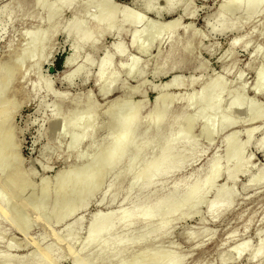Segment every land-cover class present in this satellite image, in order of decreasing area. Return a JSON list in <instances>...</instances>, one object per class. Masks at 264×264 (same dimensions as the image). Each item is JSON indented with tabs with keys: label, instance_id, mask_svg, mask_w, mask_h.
<instances>
[{
	"label": "rangeland",
	"instance_id": "rangeland-1",
	"mask_svg": "<svg viewBox=\"0 0 264 264\" xmlns=\"http://www.w3.org/2000/svg\"><path fill=\"white\" fill-rule=\"evenodd\" d=\"M7 1L9 0H0V6ZM33 1L24 0L25 9L33 10L35 16L39 13L38 15L42 17L43 8H35ZM96 1L76 0L75 5L81 8L79 16L82 19H95V13L89 10L88 6L91 4L96 6ZM149 1L152 4H149ZM52 2L53 0H47L45 2L48 4L46 7L50 8ZM244 2L246 0H241V6ZM221 4L222 0H134L133 2L130 0H111L107 9H117L119 18L107 22V27L110 29H106V34L99 39L98 47L93 55L85 60L88 53V47L85 46L78 60L65 69H63V60L69 53L70 47L62 31L70 18V12L63 11L61 13L58 21H56L57 32L54 34L55 36L51 37L47 48L41 50L39 56L37 53L35 54L31 72L22 78L21 73L27 66L24 65L21 71L17 70L5 95L11 100L10 108H13L14 111L12 139L22 161L21 168L31 174H29L31 186L25 193L26 195L24 194L21 199L18 198L17 202L20 204L16 202L11 212H5L4 216L7 219L4 220L0 216L2 220L1 238L4 237V240L0 241V252L10 255L12 259H31L32 262H35L43 256V247L54 243V239L61 236L72 225L73 229L77 226L80 227L78 242L76 241L71 245L73 253L77 250L79 242L87 235L89 221H95L101 214L113 215L119 206L118 200L108 201L101 195L104 186L111 181L109 172L113 164H109L106 177L96 178L92 182V186L102 187L101 190L87 200L79 201L76 207L77 211L72 216H66L60 223H56L53 218L44 220V217H48L51 211V202L42 205L37 213L30 212V206L35 203L37 198L33 194H36L40 184L43 183L48 185L50 189H54L60 174L83 163V157L86 156L94 142L103 139L108 131L109 123L106 122L103 132L94 134L86 142L79 144L75 149V159L66 160L70 136V123L68 121L72 122L70 111L73 104H84L88 100L101 106L117 98L120 95L122 85H126L129 89L138 87L139 92L144 93L145 97V103H143L140 114L147 117L150 104L156 96L155 88L160 87L170 78H175V81L183 83V86L187 85V81L197 80L190 88L182 87L179 89L174 85L163 87L162 92L176 97L183 96L193 90L196 91L202 83L217 78L221 82L223 81L222 83L226 84V87L222 90L220 101L216 107L212 110L203 111L194 117L195 125L190 137L196 138L198 142L191 151L193 158L184 161L176 170L172 171L169 179H167L168 182L164 183L163 191H167L174 182L183 178H189L194 174L197 176L204 175L208 170V167L204 166L205 161H210L216 154L220 159L221 170H225L228 168L226 158L230 150L225 149L223 139L229 136L230 142L240 141L244 143L246 140L245 131L249 127L258 129L253 133L249 143L244 145L239 155L244 168L233 183L234 186L226 183L223 175L217 176L211 189L198 202H192L194 212L186 219L178 221V217L172 223L170 235L168 234L164 238L162 244L160 243L162 246L159 244V248L162 251L171 250L183 258L180 264H261L260 261L250 262L247 259V253L236 260L228 252V248L237 242L255 246L257 231L261 230V233H264V220L261 217L264 214V181L257 184H249L248 182L249 178L264 167L262 150H258L256 146V142L264 132V86L256 89L257 73L261 71L264 74V8L257 10L252 7L251 12L253 13L249 15L242 14L240 12L242 8H240L237 14L232 15L235 27L231 30H222L214 18L216 10ZM115 6L119 8H115ZM129 9L134 11L135 16L142 17V23L134 22L129 27L124 23L122 18ZM13 10L14 7H9L6 12H13ZM227 10L232 11L228 8ZM257 11L260 12L254 13ZM4 13V11L0 13V65L1 63L9 65L18 53L22 40L27 36L28 31L35 27H39V31L43 30L46 24L43 20L38 21L35 18L21 20L19 13L6 21ZM172 18H179L180 25L185 26L184 32H176L172 39L174 42L182 39L181 43H183L196 33L194 52L192 55L185 51L177 52L175 58L179 67L167 73L168 67L166 66L160 71L163 74H159V71H154L158 60L157 52L167 53L171 43L167 42L166 39L164 40V34H161L151 42L148 51L140 53L132 44V33L140 31L148 25L164 26ZM246 41L249 44H245ZM172 44L174 43L172 42ZM118 46L123 50L121 55L114 53ZM256 47L261 49L257 58L254 57L253 53ZM105 52L111 57L109 64L115 73L116 80L115 89L111 93L101 96L94 86V79L98 74V63ZM42 57L44 58L42 59ZM39 59H42L41 63H39ZM128 59L137 62L130 75L125 74V70L129 67ZM76 64L84 65V69L75 75H71ZM51 66L55 69L54 74L48 72V68ZM224 69H230V72ZM63 73L65 79L61 80L60 77ZM234 78L238 79L234 80ZM47 82H50L48 93L42 89ZM36 85L37 87H35ZM239 87L243 89L239 90ZM233 93L238 94V101L228 110L226 100ZM214 96V91L206 93L201 99V103L208 104L214 99ZM139 100L140 94L132 95L131 103ZM181 104L174 102L171 109L180 110ZM194 106L193 102L181 112L186 113L188 110H192ZM57 111L61 115L65 114L68 121L58 122L55 119ZM226 112L228 113V122L225 123V126H219L217 129L221 115L226 114ZM127 113L128 110L123 109L119 116L123 117ZM254 114L261 116L252 121L251 116ZM207 123L214 125L213 128L218 131L207 139L198 138L201 127ZM84 127V120H82V123L76 127L73 136L77 141H80ZM162 130L158 126L151 128L150 155L158 149L159 144L155 139L162 133ZM119 131L116 130L114 135H117ZM108 152L109 147L105 143L94 155L93 163ZM94 166L88 168L86 173H92ZM9 169L10 164L6 168L0 169V182L7 175ZM248 184L250 187H247ZM219 187L230 190L234 194V199L231 207L225 213L211 220L208 219L207 213L210 209H208L207 204L213 200L214 193ZM137 188L138 185L133 187L130 193L134 195ZM88 192L89 190L85 193ZM180 200L179 196H174L171 201L177 203ZM135 206L136 203H133L126 206L125 209L130 211ZM165 217V213L160 216L161 219ZM25 220H31L26 228L23 225ZM202 229L204 230L200 231ZM151 230H153L152 228L150 232H153ZM192 232H199L198 236L195 239H187V236ZM230 233L235 235L228 241L226 236ZM131 237L129 234V241L132 240ZM6 241L8 245H5ZM144 245L142 244V246ZM65 253L67 254L66 251H63V254ZM66 254L55 264H70L71 254Z\"/></svg>",
	"mask_w": 264,
	"mask_h": 264
},
{
	"label": "bare ground",
	"instance_id": "bare-ground-1",
	"mask_svg": "<svg viewBox=\"0 0 264 264\" xmlns=\"http://www.w3.org/2000/svg\"><path fill=\"white\" fill-rule=\"evenodd\" d=\"M130 1L133 2L134 0ZM45 2L47 0L33 1L35 8H43L42 17L38 15L39 13L35 16L33 10L25 9L24 0H9L0 6V13L5 12L3 15L6 21L19 13L21 20L35 18L38 21L43 20L46 24L43 30L39 31V27H35L28 31L27 36L22 40L18 53L10 64L1 63L0 65V169L6 168L10 164L7 175L0 182V212L2 213H0V216L4 220L7 219L4 216L5 212H11L18 198L21 199L31 186L30 173L21 168L22 161L12 139L14 119L13 108H10L12 102L5 97L16 71H21L22 67L26 65L27 67L21 73V77L24 78L31 72L32 60L35 54L37 53L39 56V52L45 50L48 42L52 39L51 37L57 32L56 21H58L63 11L70 12V18L62 31L70 47L69 53L63 60V69L78 60L85 46L88 47L85 60L93 55L98 47L99 39L106 34V29H110V27H107V22L119 18L117 9H107L111 0H97L96 6L92 4L88 6V9L95 13L94 20L82 19L79 16L81 8L75 5L76 0H53L52 5L49 4L52 6H49L50 8L46 7L48 4H45ZM149 4H152V2ZM9 7H14L13 12H6ZM252 7L262 10L264 0H246L242 6L241 0H222V4L216 10L214 18L222 30H231L235 27L232 15L237 14L240 8H242L240 10L242 14L249 15L253 13L251 12ZM115 8L119 7L115 6ZM227 8L232 11H228ZM127 11L122 19L128 27L134 22L142 23V17L135 16L132 9ZM179 20V18H172L164 26L154 27L148 25L140 31L132 33V44L140 53L148 51L151 42L161 34H164V40L166 39L167 42L171 43L167 53L157 52V66L154 69L156 72L162 71L166 66L168 67L167 73L179 67V63L175 58L177 52L185 51L190 55L194 52L196 33L183 43H181L182 39L176 42L172 40L177 31L184 32L185 30V26L180 25ZM245 44H249L248 41ZM260 50L258 47L253 50L255 58H257ZM122 52L120 46L114 50L116 55H121ZM110 58L109 54L103 53L98 63V74L94 79V86L101 96H105L115 89L116 78L109 64ZM42 59H39V63L42 62ZM127 63L129 67L125 70V74L130 75L137 62L128 59ZM83 69L84 65L76 64L71 71V75H75ZM224 70L230 72V69ZM159 74L163 73L160 72ZM218 78L220 77L218 76ZM60 79H65L64 73ZM237 79L234 78V80ZM196 81H187V85L183 86V83L176 82L175 78L172 77L160 87L155 88L156 96L150 104L147 117L140 114L143 103H145L144 93H140L138 87L129 89L126 85L120 87V95L117 98L101 106L88 100L84 104H73L70 111L72 122L68 121L65 114L61 115L57 111L55 119L58 122L68 121L70 123L69 149L66 151V160L75 159V149L79 144L86 142L92 135L103 132L106 122L109 123L108 131L103 139L94 142L86 156L83 157V163L60 174L54 189H50L48 185L43 183L40 184L36 194H33L37 198L35 203L30 206V212L37 213L42 205L51 202V211L48 217H44V220L53 218L56 223H60L66 216H72L77 211L76 207L79 201L87 200L101 190L102 187L92 186V182L96 178L106 177L109 164H113L109 172L111 181L104 186L101 195L102 198L108 201L118 200L119 206L113 215L101 214L95 221H89L88 233L79 244L77 243L78 248L73 253L71 245L76 241L78 242L80 227L77 226L73 229V226L70 225L61 236L54 239V243L52 242L51 245L43 247V256L35 262H32L31 259H12L10 255L0 252V264H55L56 261L65 256L66 253L63 254V251L71 254L70 264H180L183 258L171 250L162 251L159 244L168 236L172 223L178 217V221H180L194 212L192 202H198L211 189L217 176L223 175L226 183L234 186L233 183L244 168L239 155L244 145L249 143L253 133L258 129L249 127L245 131L246 140L244 143L240 141L230 142L229 136L223 139L225 149L230 150L226 158L228 168L225 170H221L220 159L216 154L210 161H205L204 166L208 167V170L204 175L197 176L194 174L189 178H183L174 182L172 186L169 185L167 191H163L164 183L169 179L172 171L176 170L184 161L193 158L191 151L198 142L196 138L190 137L195 125L194 117L203 111L212 110L216 107L220 101L222 90L226 87V84L222 83L223 81L221 82L215 78L207 83H202L200 86L198 84L199 88L196 91H190L180 97L162 92L163 87L171 85L179 89L182 87L190 88ZM262 86H264V74L259 71L256 76V89ZM49 88L50 82H47L42 89L48 93ZM242 89V87H239V90ZM211 91L215 92L214 99L208 104H202L201 99ZM135 94H140V100L131 103V97ZM237 101L238 94H231L226 100L227 109L230 110ZM174 102L182 103V108L172 110L171 105ZM193 102L195 106L192 110H188L186 113L181 112L182 109H187ZM123 109H127L128 113L121 117L119 113ZM260 116L254 114L251 116V120L254 121ZM82 120H84L85 127L80 141H77L73 136L76 127L82 123ZM228 120L227 112L221 115L217 129L219 126H225ZM154 126H158L163 130L155 139L159 144L158 149L150 155L151 128ZM213 127L212 124H204L197 137L203 139L211 137L218 131ZM116 130L120 131L117 135H114ZM105 143L109 147V152L105 156L97 158L96 162L93 163L94 155ZM256 146L258 150H262L264 156V132L256 142ZM93 165H95L93 172L86 173L87 169ZM261 181H264V167L248 179L249 184H257ZM249 184L247 187H250ZM136 185H138V188L133 195L130 192ZM189 186L190 188H188ZM87 190L89 192L85 193ZM174 196H179L181 200L172 203L171 200ZM233 199L234 194L230 190L219 187L214 193L213 200L207 204L208 209H210L207 213L208 219L214 220L225 213L231 207ZM133 203H136V206L132 210L126 211L125 207ZM162 213L166 214L164 219L160 218ZM261 217L264 220V214ZM30 222L31 220H25L23 222L24 228ZM1 225L2 220L0 219V241L4 240V237L1 238ZM151 228L153 232H150ZM199 232H192L187 236V239H195ZM261 232L260 230L256 233L255 246H251L249 243L237 242L228 248V252L236 260L247 253V259L250 262L260 261L261 264H264V233ZM129 234L132 236L131 241L128 240ZM234 235V233L228 234L226 236L228 241ZM142 244L145 245L142 246ZM161 244L160 246H162ZM5 245H8V242Z\"/></svg>",
	"mask_w": 264,
	"mask_h": 264
},
{
	"label": "water",
	"instance_id": "water-1",
	"mask_svg": "<svg viewBox=\"0 0 264 264\" xmlns=\"http://www.w3.org/2000/svg\"><path fill=\"white\" fill-rule=\"evenodd\" d=\"M48 72L50 74H54L55 73V69L51 66V67L48 68Z\"/></svg>",
	"mask_w": 264,
	"mask_h": 264
},
{
	"label": "trees",
	"instance_id": "trees-1",
	"mask_svg": "<svg viewBox=\"0 0 264 264\" xmlns=\"http://www.w3.org/2000/svg\"><path fill=\"white\" fill-rule=\"evenodd\" d=\"M57 65H59V63H57Z\"/></svg>",
	"mask_w": 264,
	"mask_h": 264
}]
</instances>
